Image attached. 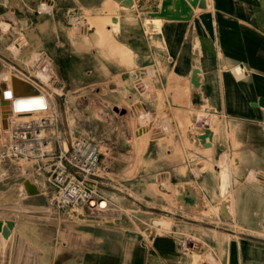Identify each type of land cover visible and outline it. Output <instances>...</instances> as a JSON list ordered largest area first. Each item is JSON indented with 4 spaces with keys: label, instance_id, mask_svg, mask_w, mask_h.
<instances>
[{
    "label": "crops",
    "instance_id": "obj_1",
    "mask_svg": "<svg viewBox=\"0 0 264 264\" xmlns=\"http://www.w3.org/2000/svg\"><path fill=\"white\" fill-rule=\"evenodd\" d=\"M36 1L16 0L8 10L18 21L15 29L24 27L27 46L54 65L63 87L82 89L101 83L109 76L100 70L114 72L118 63H124L125 104L132 108L138 102L143 111L136 125L147 130L172 128L167 155L174 164L169 185L189 183L200 190H220L225 174L229 176L225 189L241 190L246 172L264 174V103L260 104L264 101V0H202L203 5L192 7L185 19L156 16L162 0H49L53 10L43 19L32 13ZM9 2L0 0V20ZM72 14L82 15L85 23L74 34L68 26ZM156 17L160 22L154 26ZM107 18L115 20L116 29L106 23ZM88 21L95 25L88 26ZM105 47L114 50L97 53ZM187 123L209 127V138L201 143L200 133L196 140L181 134ZM122 145L130 151L134 148L123 140ZM162 152L157 140L148 139L141 157L157 159ZM232 159L237 165L236 182ZM246 159L252 160L249 167ZM26 164L27 174L53 209L48 185L44 190L46 177L33 162ZM252 205L264 207V200ZM3 219L14 222L11 237L16 245L20 241V254L26 255L28 249L33 264L40 259L43 264H191L192 254L183 251L182 237L175 230L148 232L143 226L108 225L102 217L68 214L20 215L18 220L0 216ZM59 223L61 232L54 243L53 226ZM205 234V248L196 250L204 259L195 264H231L228 230L221 227ZM53 245L60 246L55 258ZM38 247L45 248L44 256ZM263 251L261 243L243 238L236 243L233 264L264 263ZM0 264H6L2 240Z\"/></svg>",
    "mask_w": 264,
    "mask_h": 264
},
{
    "label": "rangeland",
    "instance_id": "obj_2",
    "mask_svg": "<svg viewBox=\"0 0 264 264\" xmlns=\"http://www.w3.org/2000/svg\"><path fill=\"white\" fill-rule=\"evenodd\" d=\"M15 1L10 0L6 7V15L3 20H0V82L3 76L5 81H8V76L16 75L24 80L25 85H32L46 97L48 109L41 114L48 115L57 122V126L48 128L49 134L53 133L54 137L66 139L80 135L86 136L105 152L101 157L102 164L98 177L94 178V185L100 198L106 201L107 208L105 212L102 209L91 211L81 206H73L56 212L57 209L54 206H52L53 209L48 207L44 193L36 181L27 174L28 164L13 160L0 162L1 217L18 220L20 215L49 213L54 217L68 214L91 217L93 220H99L102 217L108 225L118 223L126 227L142 225L149 230L148 232L175 230L182 237L183 251L192 254V259L188 260L191 264L204 259L196 250L203 251L205 232L210 229L221 230L223 227L228 230L231 264L235 257L236 243L243 238L245 241H256L264 245V207L252 205L258 200H264V174L246 172L245 187L241 190H226L229 176L225 174L221 176L220 190H200L189 183L169 185L170 171L174 164V159L167 155L171 149L172 128L163 126L160 129L147 130V126L136 125V119L142 118L143 111L138 102L134 103L132 108L125 104V64L113 63L119 68L114 72H108L103 69L104 64L101 63L103 69L100 70L101 73L109 76L108 80L101 83H93L82 89L63 87L57 77L59 72L54 65L27 46L28 39L24 33V27L22 30L15 29L18 21L12 15V10H8L14 7ZM119 1L129 3L130 0ZM34 5V8L31 7L33 12H30L36 15L41 14L43 19L53 10L49 0H37ZM85 17L87 18L86 14ZM82 19V15H70L68 26L71 33H78L79 27L83 28L85 23ZM112 22L109 18L106 19V23L116 29ZM87 24L90 27L95 25L92 21H88ZM100 49L97 53L101 55L114 50L109 47ZM35 83L44 90V93ZM84 96L99 98L105 105V111L111 114L112 122L108 123L107 120H102L91 112L85 106ZM187 124L180 128L181 134H190L195 140L198 133L210 132V128L206 125ZM127 134L131 137L129 138ZM148 139L158 141V146L163 151L161 157L157 159L141 157ZM122 140L124 142L132 140L133 150L125 149ZM1 145L0 138V147ZM244 163L245 167H249L252 160L246 159ZM229 164L234 171L232 179L236 182V161L232 159ZM19 168L20 170L16 171ZM184 170L185 167L182 168V171ZM40 181L43 185V181ZM9 182L14 184L10 185ZM44 183L45 190L47 182L44 181ZM209 186L204 185L206 188ZM31 187H34V191ZM186 192L191 196L189 202L184 203L181 198ZM38 196L42 198L39 199ZM6 220L11 219L2 221ZM60 227V223L53 226L54 243H56L55 236L59 237L57 232H61ZM12 230L7 241L3 240L6 264H33L28 260V249L25 250L26 255L20 254L23 248L20 246V241L16 245L15 238L11 237ZM59 248L60 246L53 245L54 258L57 257ZM38 251H42L44 256V247H38ZM14 252L17 255H14ZM42 262L40 259L37 264H43ZM260 263L263 262L256 261L253 264Z\"/></svg>",
    "mask_w": 264,
    "mask_h": 264
},
{
    "label": "built area",
    "instance_id": "obj_3",
    "mask_svg": "<svg viewBox=\"0 0 264 264\" xmlns=\"http://www.w3.org/2000/svg\"><path fill=\"white\" fill-rule=\"evenodd\" d=\"M36 86L44 93L40 86ZM84 103L102 120L112 122L111 114L105 111V105L99 98L85 96ZM47 109L48 106L43 112ZM51 126H57V122L48 115L11 111L7 128L0 125V162H33L35 170L46 177L49 203L57 210L73 206L100 209L98 206L102 199L94 185L102 164L99 147L82 135L69 139L54 137L53 133H48ZM125 144L130 147L133 141Z\"/></svg>",
    "mask_w": 264,
    "mask_h": 264
},
{
    "label": "bare ground",
    "instance_id": "obj_4",
    "mask_svg": "<svg viewBox=\"0 0 264 264\" xmlns=\"http://www.w3.org/2000/svg\"><path fill=\"white\" fill-rule=\"evenodd\" d=\"M162 1L164 2L162 6L163 16L166 18H175V19L186 18L192 7L203 5L202 0H162ZM46 8L48 7L46 6ZM158 17H156L153 20V23H155L156 25H158L160 22V19ZM112 21L115 22V20ZM4 77L5 76H3V79L0 82V99L5 100L7 102V105L6 107L4 106L2 115L0 114L1 126L7 127L11 111L12 112L30 111L36 114V113H41L48 106V100L43 94L40 93V91L37 88L33 87L32 85H25L23 83L24 80L16 75L8 76V81H5ZM205 132L206 131H204L203 134H206ZM31 190L34 191V187H31ZM190 196L191 195L188 192H186L181 198L182 202L184 203L189 202ZM38 198L41 199L42 197L38 196ZM98 208L105 210L106 212V208H107L106 201L101 200ZM13 225L14 222L12 220H6V221L0 220V240L7 241V239L10 237V233L11 230L13 229ZM260 264H264V263H260Z\"/></svg>",
    "mask_w": 264,
    "mask_h": 264
},
{
    "label": "water",
    "instance_id": "obj_5",
    "mask_svg": "<svg viewBox=\"0 0 264 264\" xmlns=\"http://www.w3.org/2000/svg\"><path fill=\"white\" fill-rule=\"evenodd\" d=\"M163 3H164V2L162 1V5H161V6H163ZM156 16L164 17L163 14H162V7H161V11H160V13L156 14ZM187 17H188V16H187ZM187 17H186V18H187ZM174 19H175V18H174ZM182 19H185V18H182ZM192 83L195 84L194 80H192ZM263 103H264V101L261 100V101H260V104L263 105ZM6 105H7V102H6L5 100H1V99H0V114H1V115H2V113H3L4 106L6 107ZM2 128H3V129H6L7 127L2 126ZM205 133H206V134H202V135H199V136H198V139L200 140L201 143H204V139H205V138H209V136H210V132H207V131H206ZM205 145H208V144H205ZM123 219H124V218H123ZM123 219H122V220H123ZM141 226H142V225H141Z\"/></svg>",
    "mask_w": 264,
    "mask_h": 264
}]
</instances>
